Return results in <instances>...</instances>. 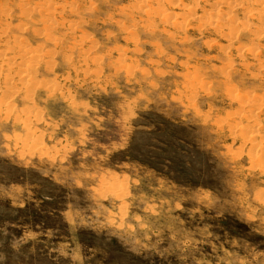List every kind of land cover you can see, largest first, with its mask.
Wrapping results in <instances>:
<instances>
[{
	"label": "rangeland",
	"instance_id": "rangeland-1",
	"mask_svg": "<svg viewBox=\"0 0 264 264\" xmlns=\"http://www.w3.org/2000/svg\"><path fill=\"white\" fill-rule=\"evenodd\" d=\"M221 1L0 0V264H264V0Z\"/></svg>",
	"mask_w": 264,
	"mask_h": 264
},
{
	"label": "bare ground",
	"instance_id": "bare-ground-1",
	"mask_svg": "<svg viewBox=\"0 0 264 264\" xmlns=\"http://www.w3.org/2000/svg\"><path fill=\"white\" fill-rule=\"evenodd\" d=\"M155 1H156V0H155ZM222 1L224 2V0H222ZM222 1H221V2H222ZM241 1H242V0H241ZM244 1H245V0H244ZM253 1H255V0H253ZM253 1H252V2H253ZM262 1H263V0H262ZM262 1H259V2H262ZM13 2H14V1H13ZM44 2L47 3L48 1H47V2L44 1ZM256 2H257V0H256ZM156 3H157V2H156ZM193 3H194V2H193ZM193 3H192V4H193ZM212 3H213V2H212ZM262 3H263V2H262ZM262 3H261V4H262ZM18 4H21V3H18ZM36 4H37V3H36ZM36 4H35V5H36ZM49 4H51V1H50ZM214 4L216 5L215 2H214ZM219 4H220V2H219ZM223 4H224V3H223ZM226 4H227V3H226ZM226 4H225V5H226ZM235 4H236V3H235ZM255 4H256V3H255ZM22 5H23V4H22ZM45 5H46V4H45ZM55 5H56V4H55ZM206 5H207V4H206ZM221 5H222V4L217 5V6H221ZM262 5H263V6H261V8H259V9H262V11H259V14L262 13V15H264V4H262ZM24 6H25V4H24ZM46 6H47V5H46ZM226 6H227V5H226ZM249 6H250V4H249ZM21 7H22V6H21ZM32 7H33V6H32ZM39 7H40V6H39ZM48 7H49V6H48ZM211 7H212V6H211ZM36 8H37V7H36ZM50 8H51V7H50ZM226 8H227V7H226ZM29 9H31V8H29ZM190 9H191V8H189V10H190ZM218 9H219V8H218ZM218 9H217V10H218ZM239 9H240V8H239ZM254 9H255V8H254ZM38 10H39V8H38ZM42 10H44V12H45V9H42ZM219 10H220V9H219ZM244 10H245V9H244ZM246 10H247V9H246ZM246 10H245V11H246ZM250 10H251V9H250ZM23 11H24V9H23ZM30 11H31V10H30ZM46 11H47V8H46ZM49 11H50V10H49ZM54 11H55V10H54ZM25 12H26V11H25ZM216 12L218 13V11H216ZM246 12H247V11H246ZM251 12H253V11L251 10ZM257 12H258V11L256 10V13H257ZM260 12H261V13H260ZM0 13H2V12H0ZM28 13H29V12H28ZM28 13H27V14H28ZM212 13H213V12H212ZM217 13H216V14H217ZM37 14H38V13H37ZM51 14H52V13H51ZM247 14H248V12H247ZM254 14H255V13H254ZM259 14H257V15H259ZM248 15H249V14H248ZM262 15H259L260 18L262 17ZM3 16H4V15H3ZM19 16H20V15H19ZM23 16H26L25 13H24ZM40 16H41V15H40ZM42 16H43V15H42ZM213 16H214V15H213ZM250 16H251V15H250ZM45 17H46V16H45ZM209 18H210V17H209ZM244 18H245V17H244ZM250 18H251V17H250ZM252 18H253V15H252ZM254 18H255V17H254ZM257 18H258V17H257ZM260 18H259V20H260ZM263 18H264V17H263ZM41 19H42V18H41ZM50 19H51V18H50ZM52 19H53V18H52ZM212 19H213V17H212ZM213 20H214V19H213ZM256 20H257V19H256ZM49 21H50V20H49ZM55 21H56V20H55ZM214 21H215V20H214ZM30 22H31V18H30ZM39 22H40V20H39ZM44 22H45V21H44ZM48 23H49V22H48ZM45 24H46V23H45ZM215 24H216V23H215ZM15 25H16V24H15ZM42 25H44V24H42ZM42 25H41V26H42ZM60 25H61V24H60ZM20 26H21V25H20ZM46 26H47V25H44V27H46ZM211 26H212V25H211ZM17 27H18V26H17ZM22 27H23V25H22ZM44 27H43V28H44ZM212 27H213V26H212ZM20 28H21V27H20ZM31 28H32V27H31ZM62 28H63V27H62ZM18 29H19V28H18ZM41 29H42V28H41ZM1 30H2V28H1ZM42 30H43V29H42ZM213 30H214V29H213ZM20 31H21V30H20ZM48 31H50V30H48ZM71 31H72V30H71ZM71 31H70V32H71ZM230 31H231V30H230ZM249 31H250V30H249ZM33 32L35 33V31H33ZM43 32H44V31H43ZM3 33H4V32H3ZM36 33H38V32H36ZM48 33H49V32H48ZM228 33H229V30H228ZM60 34H61V33H60ZM46 35H47V34H44V36H46ZM49 35H50V34H49ZM49 35H47V39H48V36H49ZM256 35H257V34H256ZM37 36H39V35H37ZM50 36H51V35H50ZM253 36H255V35L253 34ZM13 37H14V36H13ZM257 37H258V36H257ZM52 38H53V37H52ZM52 40H53V39H52ZM49 41H50V39H49ZM15 43H16V42H15ZM15 43H14V44H15ZM59 43H60V42H59ZM12 45H13V44H12ZM20 45H21V44H20ZM40 45H41V44H40ZM53 45H54V44H53ZM19 47H20V46H19ZM23 47H24V45H23ZM48 49H49V48H48ZM58 49H59V48H58ZM58 49H57V50H58ZM19 51H20V50H19ZM43 51H44V50H43ZM46 51H47V50H46ZM30 52H31V51H30ZM34 52H35V51H34ZM59 52H60V51H59ZM76 52H77V51H76ZM25 53L27 54V52H25ZM28 53H29V52H28ZM36 53L38 54V52H36ZM47 53H48V52H47ZM51 53H52V51H51ZM18 54H19V53H18ZM34 54H35V53H34ZM61 54H62V53H61ZM24 55H25V54H24ZM27 55H28V54H27ZM35 55H36V54H35ZM9 56H10V55H9ZM19 56H20V55H19ZM50 56H51V55H50ZM65 56H66V55H65ZM0 57H1V56H0ZM63 57H64V56H63ZM66 57H67V56H66ZM9 58H10V57H9ZM34 58H35V60H36V57H33V59H34ZM4 59H6V58H4ZM37 59H38V58H37ZM62 59H63V58H62ZM64 59H65V58H64ZM6 60H7V59H6ZM6 60H5V62H6ZM8 60H9V59H8ZM66 60H67V59H66ZM66 60H65V61H66ZM24 61H25V60H24ZM32 61H33V60H32ZM51 62H52V61H51ZM38 63H39V62H38ZM30 65H31V64H30ZM25 66H26V65H25ZM9 68H10V67H9ZM28 68H29V67H28ZM47 68H48V67H47ZM7 69H8V68H7ZM16 70H17V69H16ZM25 72H26V71H25ZM16 75H17V74H16ZM19 77L22 79V80H21V79L19 78L21 81H24V80H25V77H26V74H25V75H21V76H19ZM15 78H16V77H15ZM8 79H9V78H8ZM19 79H18V80H19ZM17 82H18V81H17ZM19 84H20V83H19ZM27 84H28V83H27ZM35 84H36V83H35ZM46 84H47V83H46ZM40 87H41V86H40ZM32 90H33V89H32ZM50 91H51V90H50ZM258 99H259V98H258ZM263 99H264V98H262V100H263ZM259 100H261V99H259ZM255 102H256V101H255ZM262 103H264V101H262ZM262 103H261V104H262ZM259 107H260V106H259Z\"/></svg>",
	"mask_w": 264,
	"mask_h": 264
}]
</instances>
